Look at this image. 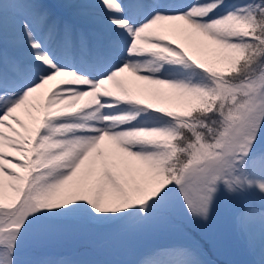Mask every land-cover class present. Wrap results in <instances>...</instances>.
<instances>
[{"label":"snow or ice","instance_id":"6c2138e0","mask_svg":"<svg viewBox=\"0 0 264 264\" xmlns=\"http://www.w3.org/2000/svg\"><path fill=\"white\" fill-rule=\"evenodd\" d=\"M221 199L264 264V0H0V264H220Z\"/></svg>","mask_w":264,"mask_h":264},{"label":"trees","instance_id":"16d2710c","mask_svg":"<svg viewBox=\"0 0 264 264\" xmlns=\"http://www.w3.org/2000/svg\"><path fill=\"white\" fill-rule=\"evenodd\" d=\"M230 207L227 199H221L214 220L215 228L210 232L202 233L199 237L207 244L210 258L220 264L225 260L243 258V243L232 222ZM147 242H131L132 253L135 254L139 247ZM91 243L92 239L89 236L69 231L49 241L47 247L39 255L70 257L87 251Z\"/></svg>","mask_w":264,"mask_h":264}]
</instances>
